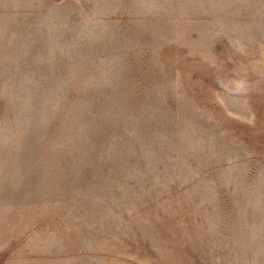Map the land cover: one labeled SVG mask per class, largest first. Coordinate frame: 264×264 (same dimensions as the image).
Instances as JSON below:
<instances>
[{
  "label": "rangeland",
  "instance_id": "1",
  "mask_svg": "<svg viewBox=\"0 0 264 264\" xmlns=\"http://www.w3.org/2000/svg\"><path fill=\"white\" fill-rule=\"evenodd\" d=\"M0 264H264V0H0Z\"/></svg>",
  "mask_w": 264,
  "mask_h": 264
}]
</instances>
